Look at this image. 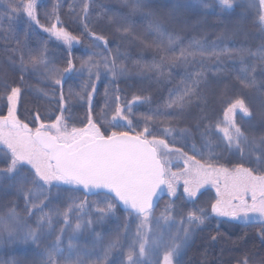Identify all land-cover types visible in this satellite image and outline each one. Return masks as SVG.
Listing matches in <instances>:
<instances>
[{
  "label": "snow or ice",
  "instance_id": "obj_1",
  "mask_svg": "<svg viewBox=\"0 0 264 264\" xmlns=\"http://www.w3.org/2000/svg\"><path fill=\"white\" fill-rule=\"evenodd\" d=\"M125 5L128 11L120 17V22L129 38L134 34L124 25L134 23L137 15L148 21L147 30L154 40L145 46L154 47L159 57H153L150 67L167 80L171 79L173 71L181 74L179 84L168 90L163 105L149 107L139 117L133 112L134 104L151 105L152 100L148 96L133 95L131 100L121 102L123 90L119 82L128 77V70L117 60L128 59L129 54L117 47L113 56L108 39L88 29V3L81 9L80 26L92 38L89 51L93 48H102V51L92 52L77 67L70 49L79 39L68 31L66 22L60 18L59 3L51 12L43 13L48 21L45 26L37 11L38 0H3L0 26L4 18L11 22L26 15L29 29H42L50 38L66 44L69 50L66 66L59 67L48 58L47 46L41 43L35 54L28 49L27 61L23 54L19 56L18 64L9 60L12 68L20 73L18 83L0 79V100L4 101L0 108V152L6 165L0 168V179L8 180L5 187L23 197L25 208V215L15 207H7L0 214V247L6 241L31 244L41 258L40 264H118L112 259L114 254L123 257L119 264H160L161 253L163 264H174V257L211 214L232 219H248L250 214L264 216V136L258 144L236 120L239 112L249 118L246 121L249 128L255 127L252 110L242 95L245 89L251 88L259 93L256 98L259 103L255 106L260 114L259 122L264 124V79L258 82L254 75L257 66L264 71V43L256 52L238 50L240 64H244L246 57L253 60L236 69L239 84L235 88L238 91L224 85L219 94L222 117L214 121L202 113L194 134L187 128L172 127L171 118L175 116L178 123L185 107L201 98L198 89L205 79V57L214 58L213 66L226 75L228 69L221 61V55L230 57L233 50L227 45L221 48L216 41L195 38L185 47L183 38L169 23L179 12L204 14L210 9H219L225 13L239 7L240 19L236 27L242 28L249 17H254V23L264 32V0H172L156 8H153L152 0H125ZM160 8L167 12L160 13ZM16 43L20 44V41L16 39ZM24 47L27 48L26 42ZM232 63L235 65L236 61ZM136 64L139 66L140 62L136 61ZM189 64H199L201 70L193 72ZM29 73L48 82L53 88V96L49 98L47 93L27 85L25 75ZM73 76L79 78L77 87L80 91L75 92L70 87L66 100L63 86ZM102 82L105 84V103L93 116L92 102ZM33 91L54 100L56 107L43 113V119L39 111L32 110L31 120L26 123L20 119L18 110L22 96ZM73 96L86 106L80 127L75 123ZM109 110L112 112L110 118ZM118 119L127 123V131L114 130ZM201 121L205 122L203 128ZM134 122L137 127H133ZM212 133L220 134V143L213 144ZM178 143L182 147H176ZM221 145L243 162L231 167L230 159L227 163H219L226 159L222 152L216 151ZM198 156L206 158L198 159ZM173 161L182 162V167L173 171ZM62 185L76 186L90 194L102 190L105 200L103 207H96L98 219L115 216L117 206L122 205L127 218L137 222L135 231L132 232L130 224L126 223L124 231L107 243L98 233H92L90 248L74 243L83 228L91 229L93 225L91 218L81 223L79 215H76L74 225L70 220V215L88 204L87 199H81L79 204L73 202L60 214L65 226L58 231L53 227V216L43 211L51 204L52 189L59 190ZM206 185H212L216 190V198L208 209L200 207L195 199ZM165 191L170 199L156 216L157 197ZM181 198H184V206L178 207L177 201ZM34 199L38 203L33 202ZM188 203L193 206L185 211ZM33 216H36L35 227L29 222ZM175 264H182V261ZM239 264H248V261L242 259Z\"/></svg>",
  "mask_w": 264,
  "mask_h": 264
},
{
  "label": "trees",
  "instance_id": "obj_2",
  "mask_svg": "<svg viewBox=\"0 0 264 264\" xmlns=\"http://www.w3.org/2000/svg\"><path fill=\"white\" fill-rule=\"evenodd\" d=\"M172 0H152L153 8L165 3H171ZM197 2V0H192ZM59 3L60 18L66 22L65 26L68 27V31L75 37H78L79 42H73L70 54L73 62L79 67L82 59L86 60L92 52H100L102 48H93L89 51L92 44V38L85 33L80 26V19L83 17L81 9L84 3H88L89 16H88V29L95 32L97 35L105 36L108 41V47L112 49V55H116V49L119 47L121 51L127 52L128 59H118L117 63H123L124 67L128 70V77L121 78L119 87L123 90L120 93L121 102L125 99L131 100L133 95L148 96L152 100L151 105L136 103L133 106V112L136 117H139L142 113H146L149 107H157L163 105V101L168 98V90L179 84L181 74L173 71L171 73V79L167 80L164 77H159L156 72L150 67L153 57H159L156 54L154 47H146L145 45H151L154 40V36L147 30L148 21L140 15L134 18V23L124 25L128 27L134 34L131 38L123 32L121 28L120 17L127 13L128 8L125 5V0H38V9L40 13L41 23L47 26L48 21L45 20L43 13L51 12L53 6ZM4 10L3 0H0V13ZM160 13H166L167 9L160 8ZM240 8L237 7L234 10H227L225 13H221L219 9L212 11L208 10L204 14H196L193 12H179L171 20L170 26L175 28L178 34L183 38L184 45L187 47L188 41L195 38L205 42L216 41L221 48L227 45L233 51L231 56L221 55V61L227 67L228 72L225 75L223 72L217 70L214 65V58L205 57V79L201 82V86L198 89L202 93L200 99L193 101L191 105H187L184 109V113L179 117L177 123L176 117L173 116L172 127L175 128H187L192 133L196 134L197 129L195 125L200 121L202 113H206L212 119L218 120L222 117V107L219 103V94L223 90L224 85H230L237 90L235 86L239 84L236 76L239 74L236 69L247 66L252 63V58L246 57L244 64L239 62L240 49L251 50L256 52L259 46L264 43V32L261 31L260 26L254 23L255 18L249 17L244 22L242 28L236 27V22L240 19L238 13ZM120 29V31H117ZM234 33L233 36H225V33ZM16 39L20 41V44L16 43ZM25 42L27 48L24 47ZM44 43L47 46L48 58L53 61L57 66H66L65 58L69 55L68 46L62 41H57L54 38H50L49 35L42 29L34 28L29 29L27 26L26 15L18 16L16 19L9 22L7 18L2 21L0 26V79H8L16 81L18 83L20 73L15 71L9 64V60L19 63V56L24 55L25 61L28 59V49L33 50V54L39 48L40 44ZM21 49L20 52L14 51V49ZM190 51H196L195 49H189ZM219 50V49H218ZM142 53V54H141ZM98 58V57H94ZM235 60L236 64L233 65L232 61ZM139 61V66L136 64ZM258 64V62H257ZM149 65V67H144ZM31 68V65H28ZM188 67L193 72L200 71L201 66L199 64H189ZM167 71V70H166ZM257 81L264 79V71L257 66L256 72ZM104 78L102 77V81ZM25 82L30 85L32 89H39L42 92L48 94V97H52L54 92L52 86L31 73L25 75ZM79 78L73 76L72 79L66 80L64 84L65 99H68L69 88L73 91L79 92L77 87ZM104 82L98 85V91L93 99V116L97 115L100 108L104 105ZM246 103L250 107L253 113L255 125L259 127V131L254 133V138L259 144L260 137L264 136V125L256 124L260 121V114L255 104L259 101L256 99L259 93L254 89H245L242 94ZM255 100V103L253 101ZM72 103L74 105V117L77 127L82 126L79 123L83 119L86 106L75 96L72 97ZM4 101L0 100V108H3ZM56 103L54 100L38 96L35 91L28 92L22 96L21 106L18 110V115L21 120L26 123L31 120L32 110L39 111L42 114L54 110ZM29 111H25V110ZM127 114V113H125ZM238 118V123L247 126L246 121L248 117H243L241 113ZM112 115L109 110L108 118ZM242 116V117H241ZM205 122L201 121V128ZM30 126H33L30 124ZM133 127H137L134 122ZM263 127V128H262ZM103 130V129H102ZM114 130L127 131L128 126L126 122L115 124ZM213 144L220 143V134H210ZM196 142L199 145V136L196 137ZM176 147H182L181 144H176ZM188 149H185L187 151ZM217 151V149H216ZM193 154V153H190ZM207 155V150H206ZM199 157V156H198ZM201 159L206 158L200 157ZM2 152H0V168L5 167ZM9 183L6 179H0V214H2L7 207H15L21 214L25 215L24 200L22 196H18L15 191L6 188ZM59 192L58 198L56 197ZM161 202L170 199L167 192H165ZM93 199L101 198L102 202L105 200L104 193H98L94 195L86 194L81 189L72 185H62L59 190L52 189L51 204L43 209L44 212H49L53 216V227L58 231L59 228L64 227L63 218L61 213L67 210V200L71 202H80L81 199ZM43 199V197H41ZM33 202L38 203L34 199ZM208 202V201H207ZM48 203L47 201L45 202ZM184 204V198L177 201ZM91 204V203H90ZM191 203H188L190 205ZM67 205V207H66ZM88 206V204H87ZM87 206L86 209H87ZM84 207V208H85ZM83 208V209H84ZM95 205L91 204L86 213V216L92 219L93 225L91 229L83 228L81 235L74 243L79 244L81 247H91L92 233L100 234L104 242L115 238L117 235L124 231V225L127 223V212L119 205L116 209L115 216L105 217L102 222L94 221L97 219V215L94 212ZM83 209L79 210L82 211ZM39 213H37L38 215ZM75 215H70L72 224H75ZM35 218H30V223H33L35 227ZM118 218V219H117ZM85 219H81V223H84ZM133 228V226L130 225ZM70 231V229H68ZM134 232V231H132ZM215 237V239H213ZM125 253L127 249H124ZM180 256H177L176 261H182V264H239L242 259H247L248 264H262L264 262V224L260 221H252L248 225L234 226L227 224L207 223L203 226H198L189 241V244L184 247ZM40 257L36 255L34 247L31 244H11L5 242L0 247V264H40ZM94 259V257H93ZM114 261H119L123 257H117L115 254L112 258Z\"/></svg>",
  "mask_w": 264,
  "mask_h": 264
},
{
  "label": "rangeland",
  "instance_id": "obj_3",
  "mask_svg": "<svg viewBox=\"0 0 264 264\" xmlns=\"http://www.w3.org/2000/svg\"><path fill=\"white\" fill-rule=\"evenodd\" d=\"M226 35L225 36H233L234 35V33H225ZM239 116H240V114H239V112L237 113V116H236V120H237V122H238V118H239ZM242 117V116H241ZM120 122H122V123H124L125 121H123V120H121V119H118L117 121H115V124H118V123H120ZM127 124V123H126ZM256 124H261L259 121H258V123H256ZM262 125H264V124H262ZM241 126H242V128L244 129V131L249 135V137H250V139L251 138H254V133L255 132H258L259 131V127L257 126V125H255V127L254 128H249L248 126H245V125H243V124H241ZM263 128V127H262ZM262 133H264V132H262ZM260 141V140H259ZM217 151L218 152H222L223 154H224V157L226 158V159H224V160H220L219 161V163H227V161L230 159L231 160V165H229L230 167L232 166V165H235L236 163H240V162H243V161H241V160H239L238 159V157L236 156V155H233L232 153H229L226 149H225V147L223 146V145H221V147L220 148H217ZM198 159H201L200 157H197ZM246 166L247 167H251L252 165L251 164H246ZM179 167H182V162H180V161H173V171H176ZM166 194V193H165ZM92 195H94V194H92ZM164 196V195H163ZM163 196H162V198H163ZM215 198H216V190H215V187L214 186H212V185H206L203 189H201V192L200 193H198V195H197V197L195 198L196 200H197V202H198V205L200 206V207H203V208H205V209H208L209 208V205H210V203H212V202H214V200H215ZM162 200V199H161ZM161 200H160V202H161ZM68 202H67V205L69 206L70 204H72L73 202H71V201H69V199L67 200ZM87 201H88V206H87V209H86V207L82 210V211H79V213H80V215L79 216H81L82 217V219L84 218L85 220H87V219H89V216H86L85 215V213L84 212H86L87 210H88V208H89V206L91 205V204H93V205H95L96 207H97V205L99 206V207H103L104 206V204H103V202H102V199L101 198H99V199H97V198H93V199H87ZM208 201V202H207ZM160 202H159V204H160ZM168 202V200L167 201H165V202H163L161 205H159V207H157L156 208V210H155V215L156 216H159V214H160V212H161V210H162V208H163V205L165 204V203H167ZM76 204H79V202H75ZM91 203V204H90ZM67 205H66V207H67ZM120 206V205H119ZM179 206H184V204L183 203H179L178 204V207ZM192 204H190V205H188V206H186V207H184V210L185 211H188L189 209H191L192 208ZM121 207V206H120ZM122 208V207H121ZM123 209V208H122ZM94 210V212L96 213V208H94L93 209ZM87 213V212H86ZM76 217V216H75ZM94 221H96V222H102V220H100V219H95ZM127 221H128V224H130L131 226H133V228L131 227V230L132 231H135V228H136V221H134V220H131V219H129V218H127ZM252 221H260L262 224H264V216H260L259 214H250L249 215V218L248 219H245L244 217H241V218H239V219H232V218H228V217H217V216H215V214H211L210 215V217H209V219L206 221V223H205V225L207 224V223H217V224H227V225H234V226H243V225H248L250 222H252ZM75 223H76V219H75ZM173 231H175V229L173 228ZM193 235V234H192ZM192 237V236H191ZM191 237L189 238V241L191 240ZM189 241H188V243L185 245V246H187L188 244H189ZM184 246V247H185ZM184 247L181 249V250H183L184 249ZM182 251H180V253H181ZM178 256H180V254L178 255ZM159 259H160V264H163V262H162V253L160 254V257H159ZM176 260H177V256H175L174 257V264H175V262H176Z\"/></svg>",
  "mask_w": 264,
  "mask_h": 264
},
{
  "label": "water",
  "instance_id": "obj_4",
  "mask_svg": "<svg viewBox=\"0 0 264 264\" xmlns=\"http://www.w3.org/2000/svg\"><path fill=\"white\" fill-rule=\"evenodd\" d=\"M81 190H82V189H81ZM82 191H84L86 194L92 195V194H90V193H87L85 190H82ZM98 193H103V191H102V190H101V191H98V192L95 193V194H98ZM163 193H164V192H163ZM163 193H160V194L158 195V197H157L158 202H160V200L162 199ZM120 206L123 208L122 205H120ZM123 209H124V208H123Z\"/></svg>",
  "mask_w": 264,
  "mask_h": 264
}]
</instances>
